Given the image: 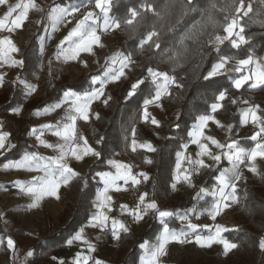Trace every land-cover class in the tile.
Returning a JSON list of instances; mask_svg holds the SVG:
<instances>
[{"label": "snow or ice", "instance_id": "1", "mask_svg": "<svg viewBox=\"0 0 264 264\" xmlns=\"http://www.w3.org/2000/svg\"><path fill=\"white\" fill-rule=\"evenodd\" d=\"M253 2H258L260 8L255 11L256 17L264 15V0H252V2L245 3V0H209L207 6L203 9H198L193 0H166L159 10H156L152 4L144 2L139 7H133L128 10L127 17L123 20H117L109 16L112 0H96L95 8L99 9L103 17L102 28L100 25V17L92 11H88L82 15V18L77 20L75 26L71 28L67 36L60 42L57 48L55 58L57 60L63 58L65 62L70 60H79L82 53L95 55L94 47L103 48L101 36L98 32L107 33L110 30L115 31L125 26L130 32L134 33L140 26L144 19L143 13H152L156 17V24L159 25L157 29L156 24L153 25L152 30L140 40L139 48L141 51L145 46L159 51L161 49L160 37L164 31H167L178 23L189 12H200V19L187 28L179 40V48L183 51H175L171 56L167 57L169 62L173 63L172 73L178 68L184 67L183 60L186 59V54L189 51L186 41L199 43L200 38L207 35L203 43L204 47L214 48L219 54L220 46L225 41L231 42L233 47H239L240 43H246L247 39L243 35L245 32V24L243 20L245 17L253 20V23L260 24L264 27V19H254L250 14L254 12ZM0 6H7L6 14L0 19V33H7V35L0 36V66L8 67H22L24 61L22 59H15L13 54H19L20 49L14 42L13 35L17 30H22L29 20L30 12H44V8L37 3V0H19L14 5L9 3V0H0ZM80 12L79 8L72 10L66 8L52 7L49 9L47 18L53 22L54 30L61 24H71L72 19ZM216 13H224L223 22L217 19ZM15 14V15H14ZM40 23V21H37ZM211 28V32L208 29ZM222 30L223 34H220ZM235 37V38H234ZM232 57L220 55L219 59L212 65L211 70L204 76L205 80L214 77L225 75L228 71H233L238 75L231 78V87L239 91L245 85L250 88H264V61L254 58L252 55L244 59H237L235 65L229 69L228 65ZM87 67L86 61H81ZM98 62V61H97ZM135 63L131 55L117 53L109 57L106 61L104 69V78L99 80L100 87L86 95H76L68 92L64 97V103L69 104V108L61 121L56 125H46L52 131V134L58 137L63 143L49 144L41 139L43 133L36 136L40 143L47 148H52L58 152L55 157H42L37 153H28L23 156L18 162H10L4 165L7 169L24 170L28 172L42 173V175L34 176L33 179L25 185L23 182H16V186L21 192L29 194L33 201L28 205L29 208H38L45 197H55L60 199V189L67 187L74 178L79 176V173L74 170L69 164V158L76 161H82L87 156L99 158L101 153L96 151L88 142V139L80 135L77 129V121L89 122L90 114L92 112V104L100 101L105 106L108 105L112 99L111 96L105 95V89L110 83L120 82L122 78L126 77V70H130ZM149 79L154 86L153 94L150 98L145 99L141 119L144 123H151L156 127H160L159 121L148 111L150 105L161 107L160 101L164 97L172 95L171 88H182L183 85L178 82L174 74L167 71H160L158 69L148 67L146 69V77L138 79L131 85V90L128 96L135 95L136 90ZM94 82H97L94 78ZM3 86V76L0 75V87ZM28 88V95L36 91L34 85H26ZM229 99L228 89L225 88L215 96V102L210 105V112L197 117L196 123L193 125L189 133L191 137L190 143L197 146L196 158L186 155L188 144L183 145L184 151L177 154L176 176L175 183L171 185L175 190L177 184L181 181L186 182L190 187H195L192 183L194 174H199L202 168H212L214 165H219L223 159H226L231 165L230 168H225L217 177V187L209 192L206 189H200L198 196L212 195L214 201L211 206L205 209L210 218L215 221L221 213L227 210L232 204L239 203V196L237 195V184L242 178L241 166H245L247 170L253 174H259L257 159L264 160V110L260 109L259 105L251 106L241 111V123L243 125L251 124L255 131L250 139L254 142V147L246 149L238 146L236 141L230 143H221L218 139L206 134L209 123L215 124L219 128H226L230 133L232 126L224 125L216 117V113L224 108V101ZM231 104L237 103L236 99H231ZM243 103L248 104L249 101L244 100ZM61 105H56L50 111H55ZM99 114L96 113V119H99ZM37 130L32 129V134L36 135ZM131 150L136 152L138 148L147 151L155 152L156 149L151 143H138L136 140V130L132 129ZM10 133L3 131V124L0 123V152L7 151L14 147L8 143ZM101 141H97L100 143ZM212 147L219 150L212 151ZM205 157L212 161V164L205 162ZM187 161L189 167L183 168L184 161ZM145 163L151 164L150 159H146ZM108 164L115 168L113 172L97 173L100 180L103 182V189L97 195L96 207L98 211L93 215L90 226L98 229L101 233L109 232L111 237L117 241L121 239V233L129 232L127 225L119 219L113 218L109 215L113 211V197L109 192H120L126 190L129 184L136 186L142 180L149 179L146 173L133 174L132 165L118 162L116 160H109ZM123 182V185L118 183ZM87 181H85V184ZM148 193L144 192L139 195L138 204L135 208H129L127 204L119 205V210L122 215L127 214L131 216L134 221L139 222L144 219V216L149 212L158 214V217L163 221L164 218L173 216L174 213L169 211H162L159 209L156 202H147ZM187 219V217H182ZM190 231H174L168 227H164L163 231L157 238V242L153 245L144 244V254L140 257V264H163L162 258L168 255V245L171 243L184 244L188 243L189 236L196 233L199 225L188 222L187 225ZM207 227V226H205ZM229 231V229L216 225L214 232L208 236L196 235L195 242L201 247H212L213 244L223 245L224 254L227 255L238 245L222 237V233ZM99 239V236L97 237ZM73 241H80L86 246L87 253H94L96 246L88 241L83 229L77 233L67 243L71 245ZM0 243H3L0 240ZM7 247L15 250L14 241L9 238L7 240ZM259 247L264 251V239L259 243ZM31 255V253H29ZM103 264V262L95 257L77 253L73 260V264ZM60 264H64L61 260Z\"/></svg>", "mask_w": 264, "mask_h": 264}, {"label": "trees", "instance_id": "2", "mask_svg": "<svg viewBox=\"0 0 264 264\" xmlns=\"http://www.w3.org/2000/svg\"><path fill=\"white\" fill-rule=\"evenodd\" d=\"M70 3H69V2ZM80 0H66L69 4L78 3ZM95 0H87L82 5H87ZM150 3L156 10H159L166 0H112L110 14L114 19L123 20L127 17L128 10L133 7H139L141 3ZM198 9H203L207 6L209 0H193ZM220 2V0H218ZM252 0H245V3ZM260 8L258 2H253L254 12L250 14L254 19H264L255 16V11ZM224 13H216L218 20L223 22ZM144 19L137 30L132 33L125 26L120 28V40L122 47L120 51L125 55H131L138 64L121 89L113 90L109 96L112 99L104 108H95L99 114L98 126L97 121L94 126L95 131L103 138L100 148L99 159L91 166L89 171L77 180L75 186L68 191V203L62 214L59 231L45 237L37 239L34 245V256L36 258H45L53 256L60 250H66L69 240L84 227L92 217L93 200L99 188L100 183L94 178L98 172L107 170L108 159L117 152L125 150L127 137L131 129L136 126L138 131V139L141 143H151L156 151L149 155L152 161L149 171L158 173V180L154 179L150 186V193L154 200L163 198V188L168 189L173 181V173L177 164V154L182 150L183 145L190 140L189 133L193 125L197 121V117L210 112L211 103L215 102V96L223 89H228L229 99L225 100L223 114L229 115L231 119L232 129L229 134L228 141L232 140L237 132L238 125L241 122V111L249 107V103H243V100L254 98V95L264 93V88L249 89V85H245L237 91L231 87V78L238 74L233 71H228L225 75H220L212 79L205 80L204 76L211 70L212 65L219 59L220 55L229 56L233 59L230 61L228 68L231 69L235 65L237 59H244L252 55L254 58L264 61V27L260 24L253 23V20L245 17V32L247 42L240 44L239 47H233L231 42L225 41L220 46L219 54L214 48L204 47L203 43L208 36L200 38L199 43L186 41L189 51L186 54V59L182 62L184 67L178 68L175 73H172L173 63L167 60L175 51H183L179 48V40L182 34L191 27L193 23L200 19V12H189L178 23L167 31H164L160 37L161 49L159 51L145 46L143 51L139 48L140 40L152 30L156 24V17L152 13H143ZM44 26V25H43ZM157 29L159 25L156 24ZM211 28L208 32H211ZM43 34L40 29L35 35L29 36V41L25 46L23 53L28 56L38 58L39 38ZM220 34H223L220 30ZM152 67L160 71H167L174 74L182 88H171L172 95L164 97V101L174 105L175 111L166 120L161 122L159 137L155 136L154 130L150 123L142 122V108L144 101L153 94L154 86L149 79H145L137 90L135 95L129 97L128 92L131 90V85L138 79L146 77V69ZM101 72H91L82 77V81L68 82L67 88H72L80 92L87 91L99 85L93 82L94 78H98L103 74ZM51 82L45 84V93L39 102H31L32 104H46L53 102L56 93L51 92ZM264 96V95H263ZM231 99L237 100V106L230 103ZM264 110V105L260 108ZM249 148L253 145V141H247ZM31 149L29 142L22 137L15 149L9 153L0 156V162L6 161L12 157L19 155ZM137 154V157H143ZM135 161H140V158L133 157ZM264 164V163H263ZM258 163L260 180L257 186L250 188L241 184L237 189V195L240 199H244L245 215L251 223L249 228L237 226L227 228L229 231L223 233V236L232 243L238 245L232 256L223 258L222 256H212L208 260V264H264V251L259 247V243L264 239V165ZM230 164L226 159L222 158L221 163L216 168L208 169L198 183L206 190L211 192L217 187V177L220 172ZM85 181L87 183L85 184ZM158 182H160L161 187ZM197 192L184 195L179 198L174 204L172 213L168 223L169 227L177 231H184L193 206L198 197ZM202 200L200 205L204 206L207 203V208L213 203V198L210 195L199 196ZM187 219H182V217ZM129 232L121 233V239L115 240L113 248L115 250V259L112 264H140V257L143 255L141 245L146 241H155L162 229V223L158 216H153L151 223L135 233L128 221L126 222Z\"/></svg>", "mask_w": 264, "mask_h": 264}, {"label": "crops", "instance_id": "3", "mask_svg": "<svg viewBox=\"0 0 264 264\" xmlns=\"http://www.w3.org/2000/svg\"><path fill=\"white\" fill-rule=\"evenodd\" d=\"M65 1L66 0H55L53 2L54 4H51L49 3V0H37V3L44 8V12H30L29 20L28 22H26L24 28L22 30H17V32L13 35L14 42L20 49L19 54H13V57L15 59H22L24 61L23 66H0V75L3 76V86L0 87V123L3 124V131L10 133L8 143L14 145V147L8 149L7 151L0 152V156L13 151L17 143L22 140L23 136L29 142V147H31L29 151L24 152L23 154L19 155V157H12L6 161L0 162V240L3 241V243H0V264H60L61 260L64 262V264H73V260L76 257L77 253L91 255L96 259L101 260L103 264H112L115 259V250L113 248L115 239L111 237L109 232L101 233L98 229L90 226L93 215L98 211L96 207L97 195L99 191L104 187L103 182L100 180V177L97 175V173L94 175V178L100 183L101 187L97 191L93 200L92 217L89 219L88 223L81 228L83 229L85 238L96 246V251L94 253H87L86 246L83 243H81L80 241H73V243L69 245L66 250H60L48 259L36 258L34 256V245L37 239L57 233L62 226L61 217L68 203L67 195L69 189L75 186L77 180L83 178V176L89 171L91 166L99 158L87 156L82 161H76L72 158H69L68 162L70 166L79 173V176L74 178L71 184H69L67 187H62L60 189L59 200H57L55 197H45L38 208L28 207V205L32 203L33 198L29 194L21 192L20 189L16 186V182H23L25 185H27L34 176L42 175V173L28 172L17 169L6 170L4 168L5 164H8L10 162H18L23 158L25 154L28 153H37L38 155L45 158L57 156V151H54L52 148L44 147L40 143V140L36 138V136L40 135V133L42 132L43 136H41V139L46 143L54 145L63 143V141L54 136L52 134V131L45 126L56 125L65 115L66 111L69 108V104L64 103V97L66 93L72 92L76 95L83 96L100 87L99 84L98 86L84 92H80L72 88H67L66 84L68 82L65 80L61 81L63 75L68 73L66 70L67 67L65 65V62L60 59H53L54 67H50L51 69H48V72L45 71V69H47L49 65L48 62H52V60H50L51 53L47 54V51L51 52V47L61 42V37L57 35L53 37V35L51 34V20L47 18V14L49 9L52 7L66 8L70 10V6L66 5L68 2ZM18 2L19 0H9V3L12 5ZM6 11L7 6H0V19H2L6 14ZM37 21H40V23H37ZM40 29L43 30V34L39 38V56L37 59H35L33 55H25L23 53V50L29 41V36L35 35L37 32H39ZM69 31L70 30L61 32L59 34L61 35ZM2 35H7V33H0V36ZM75 74L77 76L80 75V73ZM47 82H51L52 84L51 92L56 93L54 101L46 104H32V101L39 102L40 99L43 98V94L46 90L45 84ZM95 83L99 82H94V84ZM26 85H34L36 87V91L31 95H28V88L26 87ZM56 105H61V107L56 108L55 111H50V109H52ZM103 105L104 104H99V101H96L92 104V112L90 114L89 122H84L82 120L77 121L78 133L85 136L88 139L89 144L98 152L100 151L103 138L95 131L93 126V124L96 122V112L94 111V108H102ZM32 129L37 130L36 135L32 134ZM131 139V136L127 137V140ZM136 140L138 143H141L138 139V135H136ZM190 140L188 141V143H186L188 144L186 155L191 156L193 159H195V154L198 149L195 144L190 143ZM97 141L101 142L97 143ZM231 141H236L238 146L246 149L254 147V142L250 148L249 144L247 143V141H252L251 139L245 136H239V134L229 142ZM182 151H184V148H182L180 152ZM132 153L134 154V156L135 154H144V156L140 158V161L143 173H146L149 177V179L146 181L147 190L145 192L148 193L146 203L154 201L162 211L172 212L174 202H177L178 198L194 192L199 193L200 191L196 189H202L203 187L198 183V180L208 169H211L202 168L199 170V174L193 175L192 183L195 185V187H190L186 182L181 181L177 184L176 189L173 190L171 185L175 183V167L173 173V181L169 185L168 189L165 190L163 188V198L156 201L151 196L150 186L152 181L158 178V173L156 171H149V167L151 164L145 163L146 159H150L149 155L152 154L151 151L138 148L136 152H132L131 146L129 144V152H126V150H124L122 152L119 151L117 153H114L108 159V161L116 160L118 162L132 165L135 162L133 156H130V154ZM257 160H259L260 162L264 161L259 158ZM205 162L209 164L213 163L212 161L208 160L207 157H205ZM217 166L218 165L213 166L212 168H216ZM108 167L109 168L103 172L110 171L115 174L116 169L111 167L109 164ZM187 167H189V165L185 160L182 165L181 171L183 172V168ZM241 172L244 174V176L246 175V173L253 175V173L249 172L247 168L243 169L241 167ZM118 183L123 185L122 181H119ZM158 184L162 189L160 182H158ZM138 187L139 185L133 186L129 184L126 190H122L120 192H109V195L113 197L114 201L113 211L110 212L109 215L113 218L122 220L125 224L128 221L131 229L135 233H138L140 232V230L147 227L151 223L153 216H158V214L149 212L144 216L143 220L136 222L131 216H128L127 214L122 215L120 213V210L119 213L115 214V201L120 195L131 194L135 192ZM239 187L240 185L238 184L237 189ZM210 196L214 201V197L212 195ZM201 201L202 200H200L199 203H201ZM127 205L129 208H135L129 204ZM202 207L203 211L201 210V212L203 213L201 214L205 216L207 215V213L205 212V209H207V203ZM170 217L164 218L163 221L158 217L159 221L162 223V229L159 235L163 231L164 227H168L170 230L177 231L176 229H172L169 227L168 223L170 221ZM203 223L204 224L202 225V228H199L196 233L191 234V241L189 242L190 244L187 243L190 246L193 247V244H197L195 242L196 235L208 236L209 234H211V232H214L216 225L213 227L214 221L212 219L205 220L204 218ZM81 229L77 233H79ZM98 236L99 239H97ZM222 237L226 239L224 236ZM9 238H11L15 243L14 251L7 247V240ZM156 242L157 239L155 241L146 240L141 245V249L143 250L144 244L153 245ZM100 245L104 246L100 247ZM172 245L179 246L181 244H169L168 255L171 254L170 251ZM178 248L179 247L176 246V252L177 250H179ZM231 252H233V250ZM29 253H31V255H29ZM168 255L162 258L163 264H172L169 261L170 257ZM89 264H91V261L89 262Z\"/></svg>", "mask_w": 264, "mask_h": 264}, {"label": "rangeland", "instance_id": "4", "mask_svg": "<svg viewBox=\"0 0 264 264\" xmlns=\"http://www.w3.org/2000/svg\"><path fill=\"white\" fill-rule=\"evenodd\" d=\"M55 0H49V3L54 4ZM87 0H80L78 3H74V4H69L67 3L66 5L70 6V10L74 9V8H83L87 5H82L84 2H86ZM96 2V0L94 1V3ZM93 3V2H91ZM68 8V7H67ZM111 11V8H110ZM109 11V16H111ZM96 14L98 17H100V25L102 28V24H103V17L102 14L100 13L99 9H97ZM113 18V17H112ZM76 22L71 23V24H67L66 26H64L62 28V24L56 27V30H54V26H53V22L50 21V28H51V34L53 35V37H55L56 35L61 37V41L67 36V33L64 34H59L61 32H65L68 30H71V28H73L75 26ZM98 34L101 36V41L104 45L103 48L100 47H94V52L95 55H90L88 53H82L80 56V59L77 60H70L65 62L63 60V58H61L60 60L65 62L66 65V70H67V74H64L62 77L61 81H67V82H78V81H82V77L88 75L91 72H101L105 69L106 64L105 61L117 54V53H123L120 51V48L122 47V41L120 40V29L115 30V31H109L107 33H102V32H98ZM60 44V43H59ZM56 44L54 46L51 47V52L47 51V54H50V60H52V62H48V67L47 69H45V71H49L48 69L53 68L54 66V60L56 59V52H57V48L58 45ZM124 54V53H123ZM54 59V60H53ZM132 59L135 61V63L131 66L130 70H126V77L122 78L120 82L117 83H110L107 88L105 89V95L109 96L111 91H115L118 89H121V87L126 84L127 80H129L130 76H132V72L135 68H138V64L136 63V60L132 57ZM81 61H86L87 62V67L84 66V64ZM98 61V62H97ZM51 67V68H50ZM75 73H80L79 76H77ZM104 78V72L103 74L99 77V78H95V80L98 82L99 80H102ZM94 81V80H93ZM249 89L250 86L248 87ZM264 93L262 94H257L254 95L255 99L252 98V100H256L258 102H260L261 104L259 105L260 108L262 107V105H264ZM244 101V100H243ZM249 101V100H248ZM160 103L162 104V108L161 107H156V105H150L148 108V111L151 113V116H154L156 118V120L159 121V124L161 126V122L166 120L167 117H169L171 114L174 113L175 111V107L174 105L167 103L164 101V98L160 101ZM99 104H102L99 101ZM233 106H237V103ZM250 106V105H249ZM105 105H103L102 108H104ZM96 108V107H95ZM94 108V109H95ZM106 108V107H105ZM95 112H97V110H94ZM217 119H219L221 121L222 124L224 125H231V119L229 115H225L223 114V111H219L216 114ZM97 121V119H95ZM143 122V120H142ZM96 123V122H95ZM150 123V122H149ZM98 121H97V127L98 126ZM151 128L154 130L155 132V136L159 137V135L161 134L160 132V127H156L155 125L152 126V124L150 123ZM242 125V126H247V125H243L241 122L238 125V127ZM250 125V124H248ZM93 126H95V124H93ZM232 126V125H231ZM133 128H135L136 130V135H138V131L136 129V126H134ZM132 128V129H133ZM245 128V127H244ZM132 129L131 132L129 133L131 135L132 133ZM206 134L207 135H211L213 137H215L216 139H218L221 143H230L228 140L229 138V132L227 131L226 128H219L217 127L215 124L213 123H209L208 125V129L206 130ZM239 133L237 132L236 135H238ZM239 136H245L248 137L250 139L249 136H247L245 133H240ZM126 147L125 150L126 152H129V144H131V140H127L126 141ZM129 142V143H128ZM212 151L213 152H217L219 150L215 149L214 147H212ZM122 152V151H121ZM133 154V153H132ZM130 154V156L134 157V154L132 155ZM129 155V154H128ZM142 155V154H141ZM144 155V154H143ZM142 155V156H143ZM124 156V154H123ZM136 158H140L137 157V155L135 154ZM140 160V159H139ZM140 162V163H139ZM258 163H264L260 162L259 160L256 161V165L258 166ZM135 165H140L141 166V161H135L132 164V167ZM264 165V164H263ZM216 166V165H214ZM231 165L228 166V168H230ZM243 169H245V166H241ZM247 174L244 176V174L242 175L241 180L239 181V185L244 184L250 188H254L257 186V182L260 180V173L257 174ZM253 177V178H252ZM244 178V179H243ZM237 184V185H238ZM201 188H198L196 190L200 191ZM177 198V197H175ZM179 199V198H178ZM199 197H197L196 199V204L193 206V209L190 213L188 217V219L184 222V224H186V228L184 231H188V222L189 217L194 213L196 214V219H197V223L196 225H199V228H202L203 223V219L205 218V220H211L210 216L207 215H202L201 210H202V206L199 203ZM176 202H174L175 204ZM203 211V210H202ZM192 223V222H191ZM221 225L225 228H233V227H237L239 225L244 226L245 228H249L251 223L249 222L248 217H246L245 215V209H244V199H239V203L236 204H232L227 210L223 211L221 213V216L217 217L216 220L214 221V225ZM190 231V230H189ZM223 236V233H222ZM189 241H191V239H189ZM189 243V242H188ZM177 244V243H174ZM190 244V243H189ZM187 243L181 244V245H172L171 247V251H170V255H168L170 257V262L172 264H208L209 263V259L212 256H222L223 258H228L230 256L233 255V253L235 252V249L233 250V252H229L227 255L224 254V249H223V245L221 244H213L212 247H201L199 244H193V247L190 246ZM176 246L179 247L176 252ZM144 254V253H143ZM37 264V263H36Z\"/></svg>", "mask_w": 264, "mask_h": 264}, {"label": "built area", "instance_id": "5", "mask_svg": "<svg viewBox=\"0 0 264 264\" xmlns=\"http://www.w3.org/2000/svg\"><path fill=\"white\" fill-rule=\"evenodd\" d=\"M79 9H80V12H78L74 18H70V19H72V23L77 22V20L82 18V15L88 11H92L94 13H96V11H97V8H95L94 2L89 3V4H87V6H85L83 8H79ZM66 25L67 24H62V28ZM240 44H242V43H240ZM260 104L261 103L256 101V100L249 99V105H250L249 107L255 106V105H260ZM254 131H255V129L251 124L247 125V126L240 125L238 127V133L239 134L245 133L249 137H251L253 135ZM132 170H133V174H139V173L143 172L142 167L140 165H135V164L132 167ZM146 190H147V182L142 180V182L139 184L138 189L135 192H133L131 194L120 195L115 201V211H116L115 214L119 213V205H121V204H129L133 207H136L138 204L139 195L143 194ZM189 220L193 224H196L197 223L196 214L193 213L189 217ZM189 239H191V235L189 236ZM103 246L104 245H100V247H103Z\"/></svg>", "mask_w": 264, "mask_h": 264}]
</instances>
